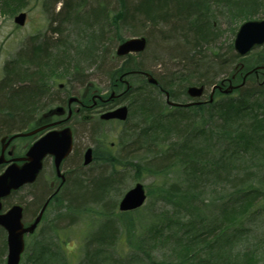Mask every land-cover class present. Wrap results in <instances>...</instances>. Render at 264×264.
I'll return each mask as SVG.
<instances>
[{
	"label": "trees",
	"instance_id": "1",
	"mask_svg": "<svg viewBox=\"0 0 264 264\" xmlns=\"http://www.w3.org/2000/svg\"><path fill=\"white\" fill-rule=\"evenodd\" d=\"M55 2L62 3L61 0ZM121 2L123 10L114 19L118 29L120 27L116 20L128 19L132 36L142 35L145 25L150 28L147 41L157 31L161 35L156 34L154 39L160 36L165 40L169 36L175 43L166 51L173 56L175 67L179 70L162 78L155 77L158 86L150 85L140 74L149 71L143 62L135 59L143 52L134 55V58L128 56L109 71V80L113 83L131 72L134 75L130 74L129 79L139 83L135 85L132 82L134 89L128 91L134 99V118L138 119L134 124V144L139 146L133 148L134 151L130 150L123 159L110 152L102 157L98 153V157L110 164L115 172L91 179L69 177L64 188L62 195H65L71 220L84 214L88 203L104 205L102 223L93 236L98 245L86 253L87 261L90 264H105L110 254L105 247H112L116 240L124 238L125 233L126 238L133 235L135 238L134 251L125 257L131 260V264H155L149 250L147 253L143 248L147 240L149 246L155 247L152 250L172 245L171 256L160 264H264V230H259L264 224V85L260 86L254 77H249L246 85L235 91L236 95H223L217 91L213 103L205 102L188 108L169 107L163 101V92L166 91L174 101L181 102L186 98L187 86L218 83L214 77L215 70L221 72L232 67L226 76L231 77L239 60L233 47L228 60L215 55L207 61L199 54L198 48L214 38L210 18L220 12L230 23L237 19L246 21L260 18L264 16V0H139L134 8H127L124 0ZM27 8V0H0V16L13 17ZM72 8L74 5L70 1L63 2L58 16H69ZM45 11L48 13L46 7ZM107 12L97 6L80 16L78 22L83 23L84 35L89 38L74 50L67 48L60 39L54 47L49 46L46 40L32 43L23 60L35 68L44 65L39 72L31 73V68H25L20 73V60H17L19 67L17 61L12 66L6 65L0 81L1 136L29 130L40 121L37 112L41 109L38 104L49 90L42 81L43 77L39 79L36 76L43 74L44 69L59 70L65 60H70L76 69L72 74L75 76L81 71V62L90 61L93 64L97 51L108 56L104 50L98 49L104 38L103 24L107 22ZM60 24L53 28L58 36L63 34ZM164 27L167 31L160 30ZM97 33L99 36H96ZM114 38L118 44L125 40L122 32L115 33ZM51 49L55 53L48 52ZM258 66H264V49L245 62V71ZM63 70L70 75V69L63 67ZM241 81L242 78L238 77V82ZM55 101L53 99L52 102ZM45 104L41 107L45 108ZM131 136L128 135L129 140ZM124 141H128L126 137ZM165 145L167 150L163 149ZM154 148L162 151H154ZM142 150L144 156L140 153ZM129 159L138 161L134 165ZM120 166L123 169L135 167L138 175L148 172L155 176L162 173L179 176L159 195L165 207L170 206V213L165 211L166 214L157 216L160 223L151 226L150 232L147 231L142 239L137 238L128 220L134 212L118 215L113 205L103 203L107 194L114 191L121 181L116 170ZM212 182L220 191L211 192L209 201L206 194ZM116 203L113 204L116 206ZM121 216L128 218L123 220ZM253 238H258L256 246L252 244ZM161 243L163 245L157 247ZM4 251L5 244L0 246V254ZM38 251L39 256L31 264H46L45 254L59 253L50 251L49 247ZM58 263L66 264L63 258L62 263Z\"/></svg>",
	"mask_w": 264,
	"mask_h": 264
},
{
	"label": "rangeland",
	"instance_id": "2",
	"mask_svg": "<svg viewBox=\"0 0 264 264\" xmlns=\"http://www.w3.org/2000/svg\"><path fill=\"white\" fill-rule=\"evenodd\" d=\"M53 1L55 0H27L28 8L25 10L27 12V20L25 26L22 27L14 23L13 17L0 16V81L4 77V69L6 65L8 64V66H12L17 60H20L21 64L19 68L20 73H23L25 68H31V73H36L45 67L43 65L41 67H36V69L34 66L25 63L23 60V56L27 53L30 45L36 41L37 43H40L46 40L49 43V46L54 47L55 43L60 39L66 44L67 48L71 50L82 45L83 41L85 42L89 37L84 35V25L78 21L87 12L99 6L108 11V18L106 19L107 22H104L103 24L104 38L101 39V44H99L98 49H101L102 51L104 50L105 54H108V56L106 55V57L104 53L97 51L96 58H93V64L90 63V61L85 63L81 62V71L76 73L75 76L72 75L76 71L73 64H70V60H65L62 63L63 65L60 66L61 69H44V73L36 77H39V79H42L43 77L42 81L44 82L46 89L49 90L47 96H44V99L38 104L41 109L37 112L38 116L42 115L50 107H56L58 105L56 103H53L52 105L51 101H53V99L61 101L64 97L72 94L81 96L87 86L92 87V89L97 91V94L103 97V101L97 100L99 104L93 109V112L96 113V115H100L114 105V103H111L110 101L108 103L105 102L109 99L111 94L109 71L119 66L124 60L115 56L118 41L114 38V35L115 33L122 32L125 39L133 37L132 32H130L128 27L131 26L128 24V21L130 20H116L120 29H118L114 23V19H116L118 13L123 10V3L121 0H61L62 3L70 1V3L74 5V8L71 9L72 14H69V16L66 17H61L58 16V14L61 11L62 3H53ZM126 2V6H128L127 8L130 6L134 8V5L138 4L139 0H124V4ZM45 7L48 13L45 11ZM48 8H50V10H48ZM262 18L264 19L263 15L260 18L253 19ZM210 21L214 28V38L212 42L203 44L202 47L198 48L199 54L207 58V61H210L209 58L215 57V55H220L223 57V60H228L231 58L230 51L231 47H233L236 33L244 20L237 19L230 23V21H228L220 12L210 18ZM58 23L63 32V34L59 36L53 30ZM135 25L139 26L137 23H135ZM145 26L146 28H143L142 35L138 34V36L147 37L146 35H148L150 29L147 28L148 25ZM160 30L167 31L165 27L160 28ZM156 34L161 35L160 31H157L155 35ZM155 35L151 34L150 39H148V50L146 49L142 56H135V59L137 58V61L143 62L145 69L152 73L156 78H162L170 72L179 70V68L175 67L176 61L173 60V56H170L166 51L175 42L170 40L169 36L165 37V40L160 36L159 38L154 39ZM96 36H99V34L97 33ZM108 42H111L110 45ZM105 48L108 49L105 50ZM48 52L55 53V50L51 49ZM254 53H256V51ZM253 54L245 61H250ZM132 57L134 58V55ZM18 64L17 61V66ZM63 67L70 69V75L65 73L67 71L63 70ZM231 68L221 72L215 70L216 74L214 77L217 78V81L226 77L227 74H230ZM81 81H83L84 84H82L83 82L81 83ZM261 81H263V78ZM59 83H63V88H59ZM134 84L139 85L138 82H134ZM210 91L211 85H208L206 94L201 100L208 101ZM163 99L165 102V97ZM190 101L193 100L184 98L181 102ZM118 102L132 106L130 107V118L126 123L101 121L98 120L99 116L95 121L82 123L78 118L69 123L74 130L75 150L72 156L65 162L63 170L72 171L73 174H71V178L84 176L87 177V179H91L98 175L108 176L110 173L115 172L110 164L98 157V153L101 157L104 154L103 152H99L100 149L103 148V144L110 146V144L114 143L115 148L113 149V154L117 158L122 157V155L126 154V152L132 148L139 146V144H134V124L138 120L134 118V99L130 96L118 100ZM44 103H46L45 106L50 103L47 109L41 107ZM128 135H132L130 140ZM125 137L128 140L127 142L124 141ZM35 140V137L19 140L18 144L20 153H24ZM86 147L93 148L94 156L97 157L93 164L88 167H83V153ZM167 148V145L163 147V149L166 150ZM154 151L162 150L154 148ZM140 153L144 156V150ZM129 161H133V164L135 165L138 159L135 161L129 159ZM116 170L117 174L120 175L121 181L116 184L114 191L112 190L107 194V198L103 203L107 205L109 202V206L113 205L116 210L115 212L118 215L121 213H130L120 212L118 209L119 202L125 193L132 189L137 183L143 184L146 188L147 195L145 203L140 208L131 211L134 212L131 217L128 218L121 216L123 220L128 218V220L131 221L132 228L137 235V238L142 239L147 231L148 233L150 232V227L159 222L157 216L166 214L165 211L170 213L168 210L170 209V206L168 205L165 207V203L159 200V195L162 190H165L170 186L171 182H176L179 176H176L175 173H162L161 175L155 176L148 172L138 175L135 172V167H130L129 169L116 167ZM54 177L52 161L48 159L38 182L34 185L25 186L6 198L5 206L8 208L14 203L22 204L26 208L25 221H31L39 211L44 200L48 197L50 182ZM165 178L169 181H166ZM210 185L211 187L207 190L206 194L209 201H211V192H214V190L220 191L219 188H216L213 185V182ZM42 196L45 197V199L40 201ZM64 196L65 195H61L50 204L36 232L33 235L26 237V251L22 256L21 264H31V262H33V260L40 254L38 249H48V247L50 251L59 252L63 258V262L66 264H90L86 259V253L88 251H93L98 245L97 240L93 236L97 233V230H99L102 223L103 216L101 213L104 205L88 203L87 211L79 218L77 217L75 220H71L72 216H70V214L68 215L67 202L64 201ZM215 197H217V194ZM115 201H117L116 206L113 204ZM74 217H76L75 214ZM125 227L128 228V226ZM259 230H264V224ZM134 239V235L130 238H126V234L124 233V238L120 237L114 242L112 247H105L106 251L110 253L109 259L106 260L105 264H113L115 262L116 264H131V260H128L125 257L127 254L134 251ZM251 241L252 244L256 246L258 238H253ZM148 243L149 240L146 241L143 248L144 250H147V253L149 250V256L155 264H160L163 260L169 259L171 256V244L162 246L163 243H161V245L158 244L157 247H162L158 250H152L155 247L153 245L149 246ZM3 244H5V251L0 254V264H5L7 251L6 233L0 228V246ZM59 253L54 255L45 254L44 259L46 264H59L58 262L60 261L62 263V258H59Z\"/></svg>",
	"mask_w": 264,
	"mask_h": 264
},
{
	"label": "water",
	"instance_id": "3",
	"mask_svg": "<svg viewBox=\"0 0 264 264\" xmlns=\"http://www.w3.org/2000/svg\"><path fill=\"white\" fill-rule=\"evenodd\" d=\"M26 21V13H21L15 17V22L20 26H23ZM264 44V20H250L241 25L239 28L235 41V52L240 56L248 54L252 48ZM147 46V41L144 37L132 38L121 43L117 48V55L123 56L131 52H142ZM148 81L152 84H157V80L150 74ZM222 89L221 86H214L215 89ZM233 89L230 85L225 93L231 92ZM205 87L192 86L188 88V94L191 97H201L204 93ZM168 97V95H167ZM77 98L70 99V103L76 101ZM178 106V104H173ZM188 106V105H187ZM56 114H62L63 108L58 107L55 111ZM71 114V113H70ZM128 116V109L126 106L118 108L114 111L107 112L101 116L102 119H120L126 120ZM38 130H34L29 133H23L15 135L17 136H29L37 133ZM12 137V138H14ZM11 138V139H12ZM10 139V140H11ZM7 137L1 140L5 143ZM8 144V142H7ZM6 144V145H7ZM6 145L3 146V150ZM73 147V133L70 127H66L62 130H55L48 132L40 140L36 141L26 153L23 158L24 163L22 165L13 164L7 168V170L0 175V210L2 209V198L10 195L12 190H18L25 184H30L36 181L39 173L43 168V160L47 155H52L55 159V168L59 176L63 178L61 174V163L69 156ZM92 161V150L88 149L84 155V164L88 165ZM3 163V156L0 157V164ZM147 198L144 185L137 183L131 190H129L119 203V209L122 212L134 211L140 208ZM47 204L42 208L37 218L28 226H25L22 222L23 208L20 205H14L8 212L0 214V226H2L7 232V264H19L21 255L25 249L24 237L26 234H33L42 220L44 211Z\"/></svg>",
	"mask_w": 264,
	"mask_h": 264
},
{
	"label": "flooded vegetation",
	"instance_id": "4",
	"mask_svg": "<svg viewBox=\"0 0 264 264\" xmlns=\"http://www.w3.org/2000/svg\"><path fill=\"white\" fill-rule=\"evenodd\" d=\"M242 76L244 77V72H238V73H237L236 78H235V80H234V82H233L234 86L237 87L238 77H241V78H242ZM252 76H253V77L255 78V80L259 83V82H260V77H262V76L264 77V72L259 71L258 73L252 74ZM249 77H251V76H249ZM249 77H248V78H249ZM248 78H246V80H247ZM233 84H232V86H233ZM234 86H233V87H234ZM117 87H119V86H117ZM80 100H81V101H78V102H77L76 104H74V105H69V104L66 102V104L64 105V107L66 108V109H65V110H66V113L69 114L70 111H71V114L76 115V116H79V115L82 113V110H85V109L88 108L87 104L84 102L85 100H88V102H89L90 100H92L93 105H94V106H97V105L99 104L97 100H101V101H103V97H102L101 95H98V94H95V95H94V93L89 92V90H86L85 93H84V95H83V98H81ZM105 102L108 103L109 101L106 100ZM116 107H117V106H116ZM116 107H114V108H116ZM114 108H111V109H109V110H112V109H114ZM73 115H72V117H73ZM94 115H96V114H94ZM50 121H51V119H47V120H45L44 122H42V123L39 125V127L44 126V125H48V126H46V127H49V126L53 125V123L50 122ZM56 121H58V120H56ZM109 122H115V123H117L118 121L113 120V121H109ZM55 124L58 125L57 128H61V127L64 126V125L61 124V122H59V121H58V122H55ZM49 128H50V127H49ZM46 129H48V128H46ZM44 130H45V129H44ZM11 148H13V149H11ZM111 148H115V144H114V143L111 144ZM19 149H20V148H19V144H18V139L13 140V142L10 143V145L7 146V148H6V150H5V158H6V160H7L8 162H10V161H12V160L19 161L18 159L21 158L22 156H24V153L21 154ZM9 153H11V155H10ZM48 159H50V160L52 161L53 158H52V157H47L46 160H45V162H46ZM8 162H7V163H8ZM4 166H5V165L3 164V166H1V167H4ZM66 172H67V173H66V183H67L68 180H69V177H70V175H71V173H72V171H66ZM59 183H60V179H59V178H58V179L55 178V179L53 180V182L51 183V192L48 194L47 199L50 197V195H52V192L57 188V186L59 185ZM66 183H65V184H66Z\"/></svg>",
	"mask_w": 264,
	"mask_h": 264
},
{
	"label": "bare ground",
	"instance_id": "5",
	"mask_svg": "<svg viewBox=\"0 0 264 264\" xmlns=\"http://www.w3.org/2000/svg\"><path fill=\"white\" fill-rule=\"evenodd\" d=\"M150 29V28H149Z\"/></svg>",
	"mask_w": 264,
	"mask_h": 264
}]
</instances>
